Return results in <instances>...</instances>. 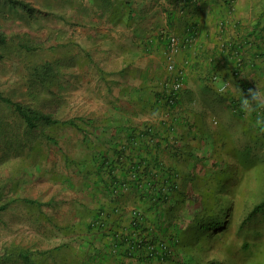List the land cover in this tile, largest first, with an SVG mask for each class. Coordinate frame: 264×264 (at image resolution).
I'll return each mask as SVG.
<instances>
[{"label": "crops", "instance_id": "crops-1", "mask_svg": "<svg viewBox=\"0 0 264 264\" xmlns=\"http://www.w3.org/2000/svg\"><path fill=\"white\" fill-rule=\"evenodd\" d=\"M112 8L118 14L105 16L99 23L94 33L99 51L92 52L84 85L77 87L83 90V104L87 107L86 130L76 146L85 154L73 162L78 175L74 188L81 194L80 198L75 194L73 202L75 208L82 206L88 213L84 220H77L76 209L73 213L77 215L73 238L83 243L73 246V250L82 264H139L135 258L123 259L113 253L109 248L111 238L103 231L88 232V225L95 213L102 211L115 231L127 234L130 210L139 207L147 214L152 208L131 187L115 199L109 176L96 173L99 157L105 156L113 163L120 179L130 164L119 158V151L126 148L133 153L135 162L142 158L150 165L158 159L164 169H174L177 181L184 184L197 164L203 166L205 161L199 155L215 153L217 141L223 134L228 137L233 126L238 125L240 132L227 139L230 144L235 142L234 136H240L245 143L248 138L251 119H241L233 113L231 103L239 100L235 94L218 91L223 81L231 80L243 91L245 84L255 88L258 83L264 91L259 0H116ZM171 36L188 43L177 54L169 53ZM95 44L93 39L92 47ZM240 58L244 65L237 79V66L233 65ZM178 78L184 80V88L177 105L170 108L163 99L165 85ZM147 129L152 135L134 144L133 137ZM245 143L235 142L236 147ZM168 205L162 210L164 216L172 208ZM151 224L149 221L151 236L166 239L165 229L159 231L158 223ZM166 226L170 233L174 231L170 222L166 221Z\"/></svg>", "mask_w": 264, "mask_h": 264}, {"label": "rangeland", "instance_id": "rangeland-1", "mask_svg": "<svg viewBox=\"0 0 264 264\" xmlns=\"http://www.w3.org/2000/svg\"><path fill=\"white\" fill-rule=\"evenodd\" d=\"M19 1L35 8L37 14L31 16L23 6L0 0V35L4 38V42H0V92L55 118L77 119V123L84 127L87 107L83 104V90L77 87L84 85L92 52L99 51L98 36L95 38L94 33L105 16L100 17L98 11L106 3L113 7L116 0ZM259 1L262 7L261 33L264 35V0ZM106 14L111 16L112 13ZM93 39L96 44L92 47ZM46 63L52 65V72L47 76L42 74L41 79L35 78L36 70ZM77 90L81 91L80 94ZM214 124L217 127L218 124ZM231 132L226 139L240 132L238 125L233 126ZM83 134L73 126L41 125L30 129L12 107L0 103V207H6L0 209V264H25L18 251L38 253L60 245L67 246L63 252L71 257L75 255L73 246L78 247L82 241L78 244L73 238L75 216L78 215L77 220L88 216L82 206L75 208L72 198L79 194L74 188L78 175L73 169L77 165L73 162L85 154L76 149ZM49 137L56 140L51 141ZM234 140L245 143L240 136H234ZM235 142L229 146L235 147ZM238 152L239 149L235 156L227 157V147L215 145V153H203L198 158L203 157L205 162L202 163L210 165L213 154L215 157L223 155L226 161L241 170ZM262 159L258 167L235 176L234 184L240 189L239 199L245 202L236 212L237 217L248 213L247 203L252 195L258 199L263 195ZM203 169L206 168L197 164L194 171L202 176ZM188 194H192V198L184 210L192 215L199 202L193 201L198 198L190 186ZM75 209L77 215L73 214ZM66 227L70 230L67 231ZM244 231L242 238L248 236L253 245L250 252L242 250L238 227H234L231 240H238L233 246L237 255L235 262L264 264V217L259 216L258 223H251ZM79 233L82 234L81 226ZM12 253L14 260H7Z\"/></svg>", "mask_w": 264, "mask_h": 264}, {"label": "trees", "instance_id": "trees-1", "mask_svg": "<svg viewBox=\"0 0 264 264\" xmlns=\"http://www.w3.org/2000/svg\"><path fill=\"white\" fill-rule=\"evenodd\" d=\"M11 4L21 5L32 16L33 14H37L35 8L31 7L28 3L19 0H7ZM112 1V0H111ZM111 3H106L105 6L98 11V15L100 17L106 16V13H112L114 16L118 14L113 8L110 7ZM108 11V12H107ZM0 42H4V38L0 35ZM188 43L186 42L185 45ZM234 58V56H233ZM236 58V57H235ZM242 60V65H239L238 59L237 62L234 61L235 67L234 76L238 79L240 74V69H242L244 65V61ZM53 68L50 63H46L41 68L37 69V75H34L35 78H42L43 76L49 75L52 72ZM242 82V81H241ZM251 88L250 85H244V93L247 94V90ZM180 95V93H179ZM178 95V97H179ZM165 101V97L163 98ZM178 99V98H177ZM0 103L6 104L13 108L14 112L21 117L27 126L30 129H35L40 127L41 125H55V126H73L79 129L81 132L85 133V128L79 123H77V119H68L61 120L59 118H55L52 114L44 113L43 111L31 106L25 105L20 102L14 101L11 97L5 95L0 92ZM233 113L241 118L245 119L246 116L240 111V103L239 101H232ZM264 113V110H261L257 114ZM251 119V127L246 131V136H248L245 145L241 147H236L239 149L238 152V160L242 169L239 170L238 166L233 165L225 160L223 155H218L215 157V154L212 155V164L203 163V172H205L202 176H200L194 170L189 172L187 177V181L184 184H180L178 180V175L174 169L163 168L160 163H158V159H154L150 165H146L147 160H142L135 162L134 156L131 151L128 149H123L119 151V158H125V160L130 164H128L127 169H125L124 175L122 178L117 179V175H115V169H113V163L109 162L105 156L99 157V167L96 170L98 175H102L105 173L110 178V189L112 191L111 195L116 199L120 197L122 192H124V185H127L128 188H134L142 198L141 200H145L149 203L152 208H150L145 217L143 223L139 226H133L132 223L129 222V227L127 230V234L122 236V238L113 239L112 232L104 233L107 237L112 238V242H118L119 245H123L121 248V252L117 253V255L123 256V259H129V251L125 247L127 240H131L129 238L133 233L139 234V236L144 233L152 235V232H148L151 229L149 226V221L152 224L158 223L160 226L159 231L165 229V238L171 245V252L166 253L163 257L162 264H237L235 262V257L237 256L234 249V242L241 241L242 246L241 249L250 252L253 243L248 239V236H243L244 230L247 227L254 223L255 221L258 223V217H264V191L262 192V196L258 199L255 198V195L251 196L250 203L248 204V213L244 217H237L236 212L245 205V202L240 201L239 192L240 189L236 187L235 176L237 173L241 172V175L250 170V168L258 167L260 161L263 160L264 155V131L259 130L254 126L255 115L252 117H248ZM164 127H167L166 125ZM173 128V127H170ZM221 134V133H220ZM152 135L147 129L146 132L139 133L138 136L133 137L132 142L141 144L145 138L144 136ZM150 137V136H148ZM150 139V138H149ZM147 139V140H149ZM228 139V138H227ZM223 134L221 138L217 141L221 148L227 147V157H233L237 153L235 147H231L230 142L228 141ZM49 140H56L54 137H49ZM137 140V141H135ZM156 143V142H155ZM145 163V164H144ZM143 164L145 167L143 168ZM106 167V169H104ZM165 170L169 185V195L168 200L163 196L164 203L161 201L153 202L149 198H152V195L149 193L151 189H145L140 191L141 182H143V176L146 173L153 174L152 176H156L157 173L163 174V170ZM136 175V178L133 176ZM162 177V175H161ZM117 179V180H116ZM189 186L191 187L192 192L197 196L199 202V207L195 210V214H187L186 209L184 208L187 205V202L190 200L192 194L189 193ZM115 190H119L118 193H114ZM162 200V198H159ZM28 201V200H27ZM33 204H37V201H28ZM153 202V203H151ZM170 204V205H168ZM172 204V205H171ZM168 205L170 210L164 216L162 213L163 208ZM5 205L0 207V209H5ZM102 211H98L95 213L94 221L88 225V232L97 234L101 232V228L94 226V222L100 219V214ZM151 217V218H149ZM166 221L170 222L174 227L173 232H169V228L166 226ZM181 225H180V224ZM151 224V225H152ZM179 224V225H178ZM180 226V227H179ZM238 227V233L240 234L238 240L232 241L231 235L234 227ZM68 227H66L67 229ZM119 228V227H118ZM70 230L69 228L67 231ZM250 231V230H249ZM153 239H160L161 236H152ZM132 241V240H131ZM127 245V244H126ZM111 246V244H110ZM110 250L112 251L111 247ZM67 247L66 245H60L51 250L40 251L38 253H32L29 250H21L18 251V256L25 262V264H82L81 258L73 255V257L69 256L63 250ZM139 256L130 255L137 260L139 264L145 258V248L138 250ZM113 254V253H112ZM3 260L5 258H2ZM6 260V259H5ZM7 260H14V254L12 253L7 257Z\"/></svg>", "mask_w": 264, "mask_h": 264}, {"label": "built area", "instance_id": "built-area-1", "mask_svg": "<svg viewBox=\"0 0 264 264\" xmlns=\"http://www.w3.org/2000/svg\"><path fill=\"white\" fill-rule=\"evenodd\" d=\"M186 42H183L178 36H171L169 41V53L170 54H177L181 51V49L185 46ZM239 65H242L241 58L238 60ZM184 88V80L182 78L178 79H170L167 81L165 85V101L167 106L170 108H173L177 105V98L179 93ZM163 174L157 173L156 176H152L153 174L146 173L145 176H143L144 180L141 182L140 191H143L145 189H151L149 193L152 195V198H149V200L153 202L161 201L164 203L163 196L168 200L169 195V185L170 181L168 182V177L164 169ZM162 175V177H161ZM136 178V175L133 176ZM125 188L123 191L128 190V186L124 185ZM119 190H115V194L118 193ZM159 198H162V200H159ZM151 202V203H153ZM131 214V221L133 226H139L143 221L145 220V217L147 216L146 212L139 207H134V209L130 210L129 212ZM94 226L101 228V231L107 233L112 232L113 239L116 238H122V236H125L124 233L120 231H115L112 228V225L109 221V218L103 213L100 214V219L94 222ZM134 236V237H133ZM131 240H127L125 247L127 249H130L129 251V258H133L130 255H137L139 256V251L143 248H145V258H143V261L141 264H162L163 257L166 255V253L171 252V245L170 242H168L164 238L160 239H153V237L150 234L144 233L143 235L139 236L137 233H133L129 236V238H132ZM111 238V239H112ZM123 245H119L118 242H112L111 240V249L113 253H120L121 248Z\"/></svg>", "mask_w": 264, "mask_h": 264}, {"label": "clouds", "instance_id": "clouds-1", "mask_svg": "<svg viewBox=\"0 0 264 264\" xmlns=\"http://www.w3.org/2000/svg\"><path fill=\"white\" fill-rule=\"evenodd\" d=\"M242 78L251 79L243 75ZM218 91L221 94H235L240 103V111L246 117L255 115L254 126L264 131V113L257 114L261 110H264V91L261 90L258 83H256L255 88H249L247 94H245L244 91L238 85L233 84L231 80L228 82L223 81V86L220 87Z\"/></svg>", "mask_w": 264, "mask_h": 264}]
</instances>
